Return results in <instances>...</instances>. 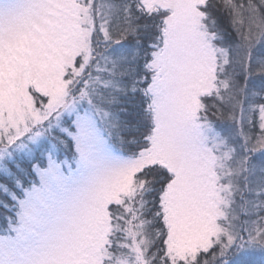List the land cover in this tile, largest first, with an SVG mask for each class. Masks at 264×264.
I'll list each match as a JSON object with an SVG mask.
<instances>
[{
    "label": "rangeland",
    "instance_id": "obj_1",
    "mask_svg": "<svg viewBox=\"0 0 264 264\" xmlns=\"http://www.w3.org/2000/svg\"><path fill=\"white\" fill-rule=\"evenodd\" d=\"M204 1L141 0L168 13L150 61L149 144L128 156L104 133L102 114L71 98L72 78H63L68 68L79 75L91 59L90 7L0 0V173L49 135L45 165L31 164L36 181L20 198L10 194L15 221L0 232V264H104L108 207L128 198L134 175L153 164L171 173L162 194L170 264H264V104L254 133L245 96L221 121L203 103L216 78Z\"/></svg>",
    "mask_w": 264,
    "mask_h": 264
},
{
    "label": "trees",
    "instance_id": "obj_2",
    "mask_svg": "<svg viewBox=\"0 0 264 264\" xmlns=\"http://www.w3.org/2000/svg\"><path fill=\"white\" fill-rule=\"evenodd\" d=\"M80 2L90 7L93 20L91 59L79 75L66 69L63 78H72L69 95L102 114L100 124L109 140L123 154L135 156L149 144L153 110L147 87L154 73L150 61L162 46L168 12L158 7L146 9L141 0ZM199 9L216 52L215 89L202 96V101L221 121L232 113L233 106L243 105L245 96L254 106L247 129L255 133L252 126L259 124V108L264 104V0H205ZM80 63L79 56L74 67ZM219 95L224 100H219ZM37 96L36 101H41L42 96ZM204 113L205 109L200 115ZM47 138L23 158L8 161L9 171L0 173L2 233L15 221L16 205L10 194L20 198L22 189L36 181L31 164L45 165ZM66 139L68 150L64 151L72 155V142ZM62 151L54 153L57 159ZM170 179L171 173L163 166H145L134 175L130 196L109 205L111 229L104 264H170L162 205Z\"/></svg>",
    "mask_w": 264,
    "mask_h": 264
},
{
    "label": "snow or ice",
    "instance_id": "obj_3",
    "mask_svg": "<svg viewBox=\"0 0 264 264\" xmlns=\"http://www.w3.org/2000/svg\"><path fill=\"white\" fill-rule=\"evenodd\" d=\"M259 144L261 148H264V137L260 138Z\"/></svg>",
    "mask_w": 264,
    "mask_h": 264
}]
</instances>
